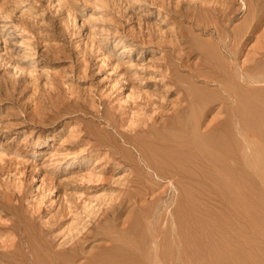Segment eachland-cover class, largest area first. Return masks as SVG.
<instances>
[{
  "label": "rangeland",
  "instance_id": "rangeland-1",
  "mask_svg": "<svg viewBox=\"0 0 264 264\" xmlns=\"http://www.w3.org/2000/svg\"><path fill=\"white\" fill-rule=\"evenodd\" d=\"M221 51L233 70L264 69V0H0V264H32L33 248L75 264H150L144 243L124 245L142 208L157 218L168 204L170 264H264V172L246 166L229 119L241 116L214 92L202 130L234 139L233 167L185 165L178 191L154 178L148 204L138 200V144L186 156L170 126L191 93L209 91ZM253 87L254 154L264 82Z\"/></svg>",
  "mask_w": 264,
  "mask_h": 264
},
{
  "label": "bare ground",
  "instance_id": "bare-ground-1",
  "mask_svg": "<svg viewBox=\"0 0 264 264\" xmlns=\"http://www.w3.org/2000/svg\"><path fill=\"white\" fill-rule=\"evenodd\" d=\"M249 26L248 24V27ZM233 37H235L234 41L236 44L242 36L236 34ZM208 51L214 52L213 50ZM213 59L216 62H220V64L218 66L212 64L211 68L216 70V76L205 78L204 87L208 88L209 91H207L206 95L201 99H197L194 94L191 93L189 96V103L187 104L188 107L177 114L176 122L170 126V130L181 131L183 135L175 140H171L170 146L177 153L186 152V156L180 158L176 154H173L171 157L170 154L168 160L165 158L162 159L150 147H146L143 143L138 144L137 151H139L140 161H142V164L144 163L143 165L147 171L146 174L142 173V177H140L142 179L141 182L144 184H142L141 187L143 192L140 193L139 196L137 194L139 202H147L148 204L145 196L154 178L165 179L169 177L172 189L178 191L180 183H183L186 179L185 175L182 173L185 165H190L196 173L200 172V170L205 167L206 163H213L215 166L219 167L230 165L231 167H227V169L233 167V162H235L234 153L237 145L234 139L228 140L224 136L207 139L209 134L204 133L202 130V118L211 103L208 94L213 92L220 96V99L229 101L231 107H235L241 116L239 122L232 116H229V119H231L230 126L232 129L237 130V128L240 127L239 129L242 131V151L246 166L250 169L255 168L259 172H264V152L256 151V153L253 154V143L250 140L253 120L251 119L252 114L249 113L251 110L250 103L245 97V93L255 89L253 83L264 82V69L260 68L255 72H252V70L247 72L233 70V61L231 62V58L226 56L222 51L219 55L214 56ZM214 85V90L209 88V86ZM141 182L139 183L141 184ZM178 198L179 194L175 198L176 203ZM138 200H135V203H138ZM158 209L155 206L141 209L142 217H140V221L136 226L137 228H135V231L131 234L132 240L134 239L135 243H130V241L128 243L125 242L124 246L125 249L127 247L130 251H138L140 250V246L144 243L143 247L146 248V256L150 264H170V218L172 216V210H170V204H168L162 212H159L158 217L154 218ZM122 225H124V223H122ZM141 229L142 231L144 230L143 233ZM126 233H129V231L122 229V227L115 226L111 228L109 234L120 237L122 234L124 235ZM119 248L124 249L122 246ZM38 249H40V247H38ZM32 251V264H75L71 255L66 256L61 252H55L53 255L43 253L44 255L41 257L38 255L41 251L38 250L39 253H36L34 248ZM44 257H47V259ZM108 264H117V261H112Z\"/></svg>",
  "mask_w": 264,
  "mask_h": 264
}]
</instances>
